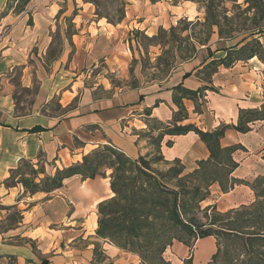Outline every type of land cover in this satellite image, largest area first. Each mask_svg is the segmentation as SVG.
Wrapping results in <instances>:
<instances>
[{"label": "crops", "instance_id": "crops-1", "mask_svg": "<svg viewBox=\"0 0 264 264\" xmlns=\"http://www.w3.org/2000/svg\"><path fill=\"white\" fill-rule=\"evenodd\" d=\"M3 1L5 5L6 0ZM39 2L42 6L33 9L31 23L23 18L22 13L1 16L3 7L0 6V206L11 208L0 210V222L15 210L21 217L14 227L0 233V258L6 260L12 256L16 264H37L41 259H46L48 264H92L97 244L102 245L103 254L108 262L113 261L112 264H141L131 253L125 252L126 257H114L120 251L95 234L97 205L113 195L108 179L73 177L64 181L56 191L33 195L24 193L20 184L6 187L3 181L19 160L37 163L39 155H42L41 163L47 174H53L58 166L71 165L60 164L67 156L71 162H78L83 155L104 144L114 146L132 159L152 155L153 150L157 151L154 138L163 132V128H150L147 122L153 120L163 126H172L177 112L172 100L173 88L178 85L190 90L201 87L203 81L196 75L201 62L197 59L181 61L179 67L153 86L114 88L107 95H100L97 84L84 85L82 69L86 62L103 58L109 71L120 70L114 59L118 58L121 48L118 49L112 40L115 41L114 35L120 31L124 19L114 25L102 24L104 18L75 24L74 28H78L71 34L70 41L65 30L63 46L67 45L73 58L69 60L70 52L62 50L47 67L39 60L42 52L35 55L33 49L51 43L58 29H62L63 18L68 17L71 2ZM74 3L72 7L78 9L79 16L89 10L85 5H91L79 4L78 0ZM91 28L95 29L94 33ZM74 37L79 39L78 43ZM211 40L210 44L216 45L217 35L213 34ZM224 55L225 51H216L211 60ZM186 73H190L187 78L184 77ZM34 85L37 89L31 100L17 102V88L30 91ZM212 85L215 88L205 90L203 99L197 101L199 112L193 101L183 99L187 119L177 125L192 124L205 132L221 125L235 126L240 110L253 109L264 113V65L256 57L236 62L228 68L217 67ZM53 100L59 105V113L48 110ZM23 105H26L24 112L20 109ZM249 126L252 130L247 133L226 129L220 144L246 149L243 152L237 149L233 153L238 167L231 177L252 183L264 176V160L253 154V149L264 143V120ZM37 127L41 130H33ZM159 151L167 162L178 159L185 172L193 171L197 168V161L209 156L205 144L192 131L178 136L163 135ZM213 188L211 192L218 195L214 197L216 204L221 202L223 207L226 206L225 210L251 199L248 185H235L229 193L221 192L218 185ZM172 248L176 256L171 258V264H183V260L189 258L191 264H208L217 251L213 236L197 240L193 247L176 243Z\"/></svg>", "mask_w": 264, "mask_h": 264}, {"label": "trees", "instance_id": "trees-1", "mask_svg": "<svg viewBox=\"0 0 264 264\" xmlns=\"http://www.w3.org/2000/svg\"><path fill=\"white\" fill-rule=\"evenodd\" d=\"M31 0H6V15L9 11L14 14L23 12ZM90 2L98 9L97 0H83ZM118 2L119 0H115ZM153 3L159 0H151ZM180 1L192 2L197 5L202 18L196 17L193 21L187 18L180 19L176 26L168 30L159 29L156 35L145 37L149 42H155L162 49L161 55L156 60L163 66L162 77H167L172 64L178 57L182 61L190 59L204 47L208 53V61H202L201 65H209L212 70L207 74L208 79L217 71V67L228 68L236 62L248 61L256 57L264 65V0H173V4ZM120 23L124 18L123 4L118 10ZM96 15L100 18L98 13ZM108 23L112 22L105 17ZM189 27H191L189 29ZM199 29L198 32L195 29ZM187 32L185 36L183 34ZM135 35L143 34L134 30ZM213 34L218 40L214 51L211 50L210 40ZM168 36L169 42H162V38ZM182 42H188L191 48L181 50ZM229 44V45H227ZM169 45V48H166ZM227 45V46H226ZM225 51V55L218 59H212L216 51ZM190 73L184 75L189 77ZM160 79V80H161ZM175 94L173 103L177 112L172 119V126H158L153 129L163 128L154 141L156 142L157 156L152 161L150 156H139L132 159L114 146L104 144L92 149L82 156L81 161L75 162L61 169L56 168L53 174H47L43 165L42 155L38 156L37 163L31 160L21 159L17 166L9 171V176L3 181L6 187L20 184L24 193L33 195L36 193H51L60 189L64 181L73 177L81 180L106 178V172L110 170V190L112 197L105 199L97 205V229L98 238L107 240L119 249L134 253L139 256L141 264H168L163 258L166 249L173 241L182 242L181 234L202 239L208 236L217 238L222 235L234 241H240L243 249L242 260L239 263L229 260L228 264H264V230H256L255 219L244 218L243 223L236 222L231 209L225 213H216L207 216L204 223H199L190 212L200 209L199 203L204 201L209 188L218 184L223 192L232 189L233 184L243 183L231 177L232 172L238 167L233 160V153L239 146L222 147L220 139L228 128L240 133H247L249 125L255 121L264 120V113L259 110H240L237 124L221 125L212 131H201L192 124L177 125L187 119V112L183 105V99L195 103L198 111V100L203 99L206 87L190 90L183 85L173 88ZM214 89V88H209ZM27 91V90H26ZM40 131L41 128H34ZM194 132L205 144L209 156L206 160L197 161V168L191 172H185L184 166L178 159L167 162L159 151V143L163 135L178 136L188 132ZM170 144V143H168ZM164 161L166 168L159 170L153 164ZM264 181L263 177L256 178V183ZM254 182V184H255ZM227 183L228 186H227ZM208 206L207 209H214ZM0 206V210H10ZM21 217L18 211L8 214L0 222V233L14 227ZM262 219V218H261ZM264 220V219H263ZM225 222L224 226L217 227V223ZM18 243V242H17ZM95 260L92 264H100L98 245L94 248ZM220 253L213 254L212 264ZM5 264H16L14 257L6 258ZM0 264H4L1 262ZM37 264H48L46 259H41ZM185 264H191L190 258Z\"/></svg>", "mask_w": 264, "mask_h": 264}, {"label": "rangeland", "instance_id": "rangeland-1", "mask_svg": "<svg viewBox=\"0 0 264 264\" xmlns=\"http://www.w3.org/2000/svg\"><path fill=\"white\" fill-rule=\"evenodd\" d=\"M0 1L1 8L3 7V11L1 14L6 13V1L4 5V1ZM70 10L67 14V18H63L62 20V29L61 27L58 29V32L53 37L51 43L49 45L44 44L42 48L33 49V53L35 55H39L40 52V61H43L47 67H49L53 61L58 58L62 52L68 51L69 53V60L73 58V54L68 49L67 45L63 46V37H65V30L67 31L68 40L70 41L71 34L76 32V28H74L75 24H80L81 22H87V21H95L97 18H100L96 15V13L99 14V16H102V18L105 19V21L102 22H108L105 17H107L112 24H116L117 20L119 18L118 10L121 7V3L123 4V10H124V24L120 27V31H118L114 36L116 37L115 41L114 39L112 42L119 48H121V53L118 54V58L114 59V63L116 66L120 67V70L117 71H109L108 63L104 61L103 58L98 59L97 61H94L93 63L86 62V65L84 66V69H82V73L84 75V85H90L97 84V91L100 95H107L108 92H112L114 88H122V89H128V88H134L136 86L140 88H146L148 86H153L154 84L161 81L162 77V70L163 66H160L157 62L156 58L161 55L162 49L160 45H156L155 42H149L145 37H151L153 35H156L159 29L168 30L171 26H176L177 22L180 19L187 18V21H193L196 19V17L202 18L203 14L202 12L198 10V7L196 4L192 2H185L180 1L176 4H173V0H159L157 2H152L151 0H119L116 2L115 0H97L98 2V9L95 5H93L90 2H84L83 0H78L80 3H90L91 5H85L86 10L85 13L81 16H79L78 9L75 7H72L75 5L74 0H70ZM160 2V3H158ZM243 0H238V3H242ZM43 3V1H42ZM42 3L39 2V0H31L29 4L26 6L25 10L22 13L23 18L28 22L31 23V17L30 14L33 13V9L36 6H42ZM131 5L133 8H131ZM65 6V5H64ZM11 16L18 15L14 14L11 11H9ZM20 14V13H19ZM74 23V24H73ZM60 26V25H59ZM191 27H189L190 29ZM7 29V27L5 28ZM81 30V29H80ZM111 30V29H110ZM134 30L142 31L143 34L135 35ZM199 29H195L196 32H198ZM90 31L92 33L95 32L94 28H91ZM187 32L183 34L185 36ZM73 40L78 43L79 39L77 37H74ZM212 40H210L211 42ZM162 42L166 43L169 42L168 36H164L162 38ZM213 42V41H212ZM120 43L122 45L120 46ZM166 48H169V45H166ZM188 48V50L191 48L190 43L188 42H182L181 44V50L182 52L185 51V49ZM197 54L195 56H191L190 59H197L199 62L208 61L206 56H208V53L203 49L204 47H201ZM216 48V45H212V50ZM126 51L124 54L123 52ZM44 53V55H43ZM38 60V61H39ZM189 60V59H188ZM182 60L178 57L172 64V67L169 70V73L173 71L175 68L179 67V62ZM42 62V63H43ZM69 62V61H68ZM80 63V62H79ZM213 68V67H212ZM212 68L209 65H201V69H199L196 73V75L202 79L203 85L201 87L208 88V91H212V89L209 88H215L212 85V81L215 80V73H213L210 78L208 79V75ZM168 73V74H169ZM161 79V80H160ZM111 87V90L109 88ZM36 85L32 87L30 91H26L20 88H17V92H19V95L17 97V102L23 101L24 103H27L31 100V95L36 92ZM26 105H23L20 109H22V112L25 111ZM199 107V105H198ZM49 112H60L59 105L55 100H53L49 106H48ZM198 108V112H199ZM150 128H154L158 126V124L151 120L150 122H147ZM250 130H252V127H250ZM264 141V140H263ZM153 142V141H151ZM241 147V146H240ZM240 151H246L244 147H241L239 149ZM153 154L150 155L148 158L149 160H153L157 156L156 150H153ZM253 154L260 158L261 160H264V143L260 144L255 150L253 149ZM73 164V162L70 161V158L67 156L63 159V161H60V164ZM75 163V162H74ZM44 165V164H43ZM56 166H58L57 163H55ZM153 167L164 170L166 168L165 162L161 161L158 163L153 164ZM59 168V166H58ZM61 169V168H59ZM110 170L106 172V179L110 182L109 174ZM98 179H102L100 177H97ZM233 178V177H230ZM264 178V176H263ZM234 179V178H233ZM237 180V179H236ZM244 185H248L251 189L250 192V201L245 202L244 204L239 205L236 208H230L226 209V206L223 207L221 202L216 204V195L215 193H212L211 191H214L213 184L209 188V194L207 198L199 203L200 209L198 211L190 212V215L188 217L193 216L199 223H204L205 218L207 216H212L213 211L216 213H225L231 209H234L235 212L232 217L236 222H240L241 224L244 221V218L255 219L258 222L254 223V228L256 230H264V181L261 183H256L255 180L252 183L242 181ZM255 182V184H254ZM229 183H227L228 186ZM235 185H239L237 183L233 184L232 189H229L227 192L229 193L235 188ZM219 186V185H218ZM220 188V187H219ZM221 190V189H220ZM221 192H223L221 190ZM223 192V193H227ZM220 194V193H219ZM113 196V195H112ZM111 196V197H112ZM221 196V195H219ZM213 200V203L210 201ZM208 206H215L214 209H207ZM11 214H14V211H11ZM262 218V219H261ZM225 222L217 223L216 226H224ZM182 242L179 241H173L172 245L168 247L163 254V258L168 264H171V258L174 259L176 256V252L172 251V247L176 243H181L184 246L187 247H193L195 245L196 240H193V238L189 237L186 234L180 235ZM216 239V245L218 244L220 248V253L216 261L212 264H228L229 260H233V262L239 263L242 260L243 256V249L240 241H234L231 238L218 235ZM112 244V243H111ZM115 246V245H114ZM116 247V246H115ZM99 248V254L101 257L100 259H104V261H100V264H112L113 261H109L106 259V255L103 254L102 245L98 246ZM117 248V247H116ZM120 252L119 255H116L114 257L121 258L126 257L124 253H131L127 252L123 249L117 248ZM134 254V253H131ZM113 255V254H111ZM136 255V254H134ZM138 259L140 260L139 256L136 255ZM130 260L133 258L130 256H127ZM170 259V260H168ZM136 260V258H134ZM187 259L183 260V264H185V261ZM2 263L8 262V260H1ZM121 263H123V260H120ZM175 262V261H174Z\"/></svg>", "mask_w": 264, "mask_h": 264}]
</instances>
